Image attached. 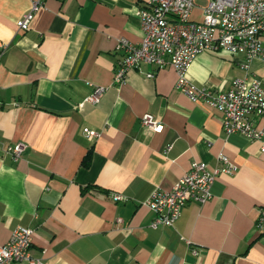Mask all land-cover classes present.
Segmentation results:
<instances>
[{
	"label": "crops",
	"instance_id": "1",
	"mask_svg": "<svg viewBox=\"0 0 264 264\" xmlns=\"http://www.w3.org/2000/svg\"><path fill=\"white\" fill-rule=\"evenodd\" d=\"M34 1L0 0V142L24 143L18 160L0 149V244L21 225L33 229L30 254L43 264H264L260 142L226 137L219 111L173 89L170 66L141 63L121 84L112 79L116 40L141 39L148 0H40L18 29ZM188 74L214 89L253 74L264 88V60L226 49L198 53ZM96 85L105 87L99 102L78 106ZM145 113L160 131L141 124ZM218 153L237 169L216 176L212 197L186 204L173 225L150 226L140 202L152 189L171 188L192 161L215 167Z\"/></svg>",
	"mask_w": 264,
	"mask_h": 264
},
{
	"label": "built area",
	"instance_id": "2",
	"mask_svg": "<svg viewBox=\"0 0 264 264\" xmlns=\"http://www.w3.org/2000/svg\"><path fill=\"white\" fill-rule=\"evenodd\" d=\"M30 9L17 20L18 29L29 27L34 12L41 6L40 0L31 2ZM197 0H148L138 9L142 37L132 42L118 37L115 49L119 52L113 81L121 84L129 70L141 63L155 68L170 66L176 76L174 88L190 102L210 106L221 114V125L226 137L239 133L260 142L264 149V88L253 74L235 77L226 89L200 87L188 76V69L195 56L206 49H226L240 53L247 60L258 57L264 60V0H205L201 17H192ZM153 73L148 72L147 77ZM105 91L101 85L93 86L85 102L97 104ZM140 122L153 131H160L162 124L152 114L145 113ZM88 139L98 132L84 128ZM24 143L3 144L0 149L10 153L14 160L20 158ZM172 148L168 144L163 154ZM217 164L210 167L204 161H192L187 171L169 189L155 186L140 202L153 212L150 226L173 225L189 202L203 204L212 197V185L220 173H234L237 166L228 155L218 153ZM114 200H125L122 194L114 193ZM256 226L264 230V209H260ZM121 222L122 218H117ZM33 229L16 226L9 239L0 244V264H43L40 257L30 254ZM193 252H196L193 249Z\"/></svg>",
	"mask_w": 264,
	"mask_h": 264
},
{
	"label": "trees",
	"instance_id": "3",
	"mask_svg": "<svg viewBox=\"0 0 264 264\" xmlns=\"http://www.w3.org/2000/svg\"><path fill=\"white\" fill-rule=\"evenodd\" d=\"M88 156V155H87ZM87 156H86V158H87Z\"/></svg>",
	"mask_w": 264,
	"mask_h": 264
}]
</instances>
